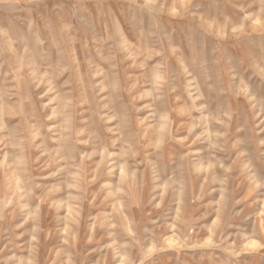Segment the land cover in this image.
Instances as JSON below:
<instances>
[{
    "label": "rangeland",
    "instance_id": "1",
    "mask_svg": "<svg viewBox=\"0 0 264 264\" xmlns=\"http://www.w3.org/2000/svg\"><path fill=\"white\" fill-rule=\"evenodd\" d=\"M0 264H264V0H0Z\"/></svg>",
    "mask_w": 264,
    "mask_h": 264
}]
</instances>
